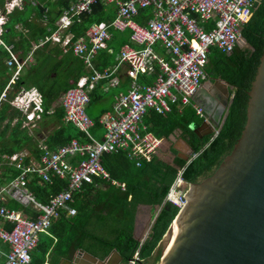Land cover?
Listing matches in <instances>:
<instances>
[{"label": "built area", "instance_id": "1", "mask_svg": "<svg viewBox=\"0 0 264 264\" xmlns=\"http://www.w3.org/2000/svg\"><path fill=\"white\" fill-rule=\"evenodd\" d=\"M262 0H75L58 17L56 29L38 44L33 51L48 42L62 41L64 53L71 52L82 61L83 68L91 73L81 76L61 98L64 121L84 133L85 140L72 139L68 144L48 150L39 146V162L26 165L22 158L28 152L14 154L9 162L19 174L9 185L0 187V220L9 223V229L0 226V241L9 249L3 264H31L32 252L37 248L40 236L47 233L52 219L60 216L73 217L74 197L84 191L87 184L96 179L109 180V173L102 165V156L124 153L140 166L157 155L162 139L147 131L144 118L152 111L161 116L171 112L172 106H190L197 116L205 120L202 109L192 103V97L208 78V58L212 49L230 54L239 46L241 32L251 19ZM98 3L117 7L115 17L109 22L92 24L85 36L72 42L68 29L79 17L90 14ZM34 5L35 2H32ZM152 8V16L144 26L134 17L140 9ZM78 18V19H77ZM75 20V21H74ZM129 31L130 43L119 47L117 63L111 69L96 70L92 59L106 47L112 31ZM65 35V36H64ZM0 44H4L0 41ZM7 63L21 71L24 62L10 48ZM31 54V55H32ZM31 55L27 59L31 60ZM125 68L129 87L125 93L114 96L111 110L98 119L103 129L101 139L91 134L94 121L86 114L90 92L99 82L116 85L113 76L117 69ZM156 70V71H155ZM155 74L149 84H141V75ZM104 83V87L107 88ZM26 95L29 96L25 100ZM5 96V94H2ZM41 97L35 90L23 91L14 97L13 106L22 111L25 120L22 127L33 129L41 120ZM221 124L213 129L211 140L217 136ZM196 154L187 163H190ZM183 168L178 170L164 202L179 210L186 194ZM40 178L43 184L52 185L55 179L64 182L61 189L39 201L27 188V183ZM180 183H182L180 185ZM124 191L123 183L112 181ZM15 202L22 209H7L3 204ZM28 209L30 215L24 211ZM136 252L128 264L138 261ZM43 264H51L44 262Z\"/></svg>", "mask_w": 264, "mask_h": 264}, {"label": "trees", "instance_id": "2", "mask_svg": "<svg viewBox=\"0 0 264 264\" xmlns=\"http://www.w3.org/2000/svg\"><path fill=\"white\" fill-rule=\"evenodd\" d=\"M33 1L36 2L34 6L31 5L30 0H23L20 6L7 13V20L3 26L2 39L6 44L13 45L16 53L23 52L20 55L21 59L30 51L33 42H38L56 29L55 23L58 17L75 0ZM4 4L5 0H0V10L5 13ZM113 7H115L113 4L98 3L90 14L81 15L79 21L74 20L75 22L68 29V34L73 36L72 42L85 36L92 24L111 21L115 17L112 16ZM151 16L150 7L140 9L133 19L144 26L147 18ZM16 26L20 30H17ZM16 37L17 41H15ZM241 37L248 48L236 46L230 54L213 49L208 58V76L211 75L213 80H223L233 88V98L217 136L211 140L212 135L199 138V134L194 133L192 127H197L200 119L190 106L183 107V112L180 114L174 110L165 117L152 111L148 112L143 121L150 125V131L156 137L167 138L179 130L180 135L194 150L196 157L190 163L175 158L170 165L154 155L149 162L142 161L137 167L124 153L103 155L101 162L109 173V180L96 179L95 183L87 184L84 191L75 196L74 205L77 209L75 216L57 218L58 220L51 225L46 242L39 241L37 248L32 252V263H43L42 254L46 253L47 256L48 252L52 251L55 253V261L53 259L48 261L56 264L60 256L69 259L77 249H82L98 259H104L114 249L122 257L121 264H128L138 252L139 260L134 264L146 263L178 213L177 207L164 202L176 179L178 169L183 168L181 177L187 184L201 181L199 180L201 177L211 175L223 158L230 153L245 124L248 97L246 92L250 89L264 49V0L242 29ZM35 52L34 57L37 62L32 67L23 69L11 86V91L6 94V100L0 101V122L9 109L7 100H10L21 88L30 87H35L43 96L45 111L52 110L54 118L61 122L63 110L59 105V98L71 87L69 81L75 68L78 69L77 75H84L82 62L71 50L64 53L60 46L49 43ZM7 57L8 53L0 47L1 75L6 72L3 60ZM97 64L96 62L95 66L99 67ZM99 68L97 69H103ZM9 79L10 77L0 83V94ZM142 80L145 78L141 77L140 81ZM98 118L93 119L96 129L100 128L97 123ZM15 126L18 127V124ZM19 129L20 127L12 130L6 139L0 140V153L11 155L22 147H28L30 137L27 135V130ZM72 138H78L82 142L85 140L84 134L74 126L60 123L47 140V144L49 148H54L66 144ZM31 153L38 157L37 150ZM16 173L11 167L0 165V186L8 185V181ZM35 181L41 179L37 178ZM112 181L123 183L124 191L112 184ZM61 185H64V182L55 179L52 185L46 184L43 187L33 186L31 183L29 189L39 201L44 202L42 193L55 194L61 189ZM139 205L159 207L150 232L142 243L133 237L134 218ZM24 211L29 212L28 209Z\"/></svg>", "mask_w": 264, "mask_h": 264}, {"label": "water", "instance_id": "3", "mask_svg": "<svg viewBox=\"0 0 264 264\" xmlns=\"http://www.w3.org/2000/svg\"><path fill=\"white\" fill-rule=\"evenodd\" d=\"M245 45L241 37L239 47ZM208 82L225 84L226 95L215 107L197 100L205 117L194 131L199 138L224 122L233 97L225 81ZM246 94V121L230 153L211 175L188 183L184 205L145 264H264V49ZM182 141L189 153L178 157L188 162L194 150ZM76 255L57 264L122 262L114 249L104 259L82 249Z\"/></svg>", "mask_w": 264, "mask_h": 264}, {"label": "crops", "instance_id": "4", "mask_svg": "<svg viewBox=\"0 0 264 264\" xmlns=\"http://www.w3.org/2000/svg\"><path fill=\"white\" fill-rule=\"evenodd\" d=\"M116 10H117V7L116 6L113 7V10H111L113 17H114V15H116ZM111 34H112V38H111L110 41H108V43L106 44V47L104 49L100 50L97 53V55L92 59V65H93V67L96 70H98L97 68H99V67L100 68H103L102 70H98V71H103L104 69H111V68H113V66H115L116 63H117V56H118V53H119V47H120V45H122V43H130V40H129L130 32L129 31H126L125 33L124 32L112 31ZM17 39L18 38L16 37L15 38V41H17ZM9 46L12 47V51L14 52V54L19 59H21L20 55L23 52L16 53L14 51V49H13V45H9ZM31 51H32V47H31L30 51H28L25 54V58H27L28 56H30L32 54ZM34 55H36V52H33V63L31 64L30 67H32L37 62L36 61V57H34ZM8 56H9V53H8ZM7 59H8V57L7 58H4V60H3L4 65L6 67V72H5L4 75H1L0 74V83L4 79H6L8 77H11V75H12V73L14 71V66H8L6 64L5 61ZM56 61H58L57 58H56ZM96 62L98 63L97 66H99V67H96L95 66ZM23 69H22V71H23ZM75 69L76 70H74L73 73H72V77H70L71 78V80L69 81V83L71 84V87L70 88L73 87L74 82L79 77L86 76V75H89L91 73L90 70H87V69L83 68L84 71H85L84 75L83 74L82 75H77L78 74V71H77L78 69L77 68H75ZM112 77H114L116 79V85L115 86H109L105 81L99 82L95 86V88L89 94V96H90V102H89V104H88V106L86 108V111L93 104H103L104 105L101 108V111H100V113H99L98 116L95 117V116H91L90 114H88V117L91 120H93L94 118H98V117L100 118L103 114H105L106 112H109L111 110V106H112V103H113L114 96H116L119 93H125L128 90V87H129V78L126 77V75H125V68L124 67L117 69V72H115ZM141 77H144L145 80L140 81V78ZM154 77H155V74H151V75H141L139 77V82L141 84H149V83H151L153 81ZM212 78L213 77L210 75V76H208V78L206 80H204L202 82L200 89H198L197 93L192 97V103L193 104H195V105L198 106L197 100L200 101V102H202V100H207L209 98L210 100L213 101L212 104H213V107H215L216 103L219 104L218 103L219 101H220V103H221V101H223V99L225 98V95H226L225 94V87L226 86H225V84H217V83H214L213 85L210 84L208 81L210 80L211 82H213V79ZM147 80L150 81V82H146ZM104 83L107 84V88L104 87ZM29 89H33V90L37 91V89L35 87H30ZM20 90H27V89L21 88ZM231 93H232V91H231ZM219 95H222L223 98L222 99L219 98ZM62 96L63 95H61V97L59 98V105H60L61 108H62V106H61V98H62ZM5 100L6 99H4V101ZM10 100L9 99L7 100V102L9 103V109L6 112V115L3 117L2 121L9 120L13 125H15L14 122L17 121L18 127H20V129H22V130H27L26 131L27 132V135L30 137V142H29L28 147H22L21 149H19L17 151H14L13 153L28 152L30 154V156H26V157L22 158V160H21V162L23 161V163L26 164V165L27 164L30 165L33 161L34 162H39V157L36 158L34 156V154H32L31 152L33 150H37L38 156H39L40 151L38 150L37 147H39L40 145L45 146L50 151L51 150H55L58 146H56L54 148H49V146L47 144V140L50 138L51 134L56 130V128L59 126V124H55V121H54L53 124H51L52 125V128H50V131L47 134L45 132H41V134H40V130H41L40 128H41V125L43 124V122H46V119H48V120L49 119L50 120L53 119L54 120V116H53L52 110L45 111V108H44V99H43V96L41 95V100H42L41 101V104H42V108H43V113H42L43 118H42V120L33 129L23 128L21 126L22 116H21V114L17 110H15V109H13L11 107ZM182 108L183 107L180 108L179 105L175 104V105L172 106L171 112H169L168 114L172 113V111H174V110H177V112L180 114V113L183 112V109ZM62 110H63V108H62ZM12 111H13L14 114L12 115V117H10L8 115V113H10ZM194 113H195V111H194ZM163 117H165V116H163ZM197 117H198V119H200V124H201V121H202L201 118L199 116H197ZM60 123H66L64 121V111H63V117H62ZM144 124L147 127V131L153 133L152 131H150V125L147 124V123H145V122H144ZM197 127H194V128L192 127V129L195 131ZM92 129H91L92 130L91 131L92 136L95 139H97V140L101 139L102 134H103V129L101 128V126H100L99 129H96L93 126ZM180 133L181 132L179 130H177L173 134L169 135L167 138H161L162 139V145H161V148H160L157 156H159V157L161 156V150L167 149V151H169V153H171L172 156L170 157V156L164 154L163 155L164 157H160V158L164 162H166V163H168L170 165L173 164V161H174L175 158H179L178 156H184V155L187 156V154L189 153V149L186 146V144L182 141V140H184V138L180 135ZM197 133L199 135H201V131H197ZM72 139H76V138H72ZM72 139H70L66 144H68ZM185 142L187 143V140ZM172 150H174L173 153L171 152ZM8 156H9V154H7V153H0V165L6 166L8 168L11 167L12 169H14L18 173V171L14 168V166L9 163ZM192 157L193 156H190V159H192ZM17 173L15 174V176L17 175ZM15 176H12V178L8 182H10ZM35 180H37V179H35ZM39 182L42 184L40 187H43L45 185L41 181H39ZM31 183L32 182L30 181L28 185H30ZM45 193L46 192L42 193V197L44 199L45 198L47 199L49 195L53 194L51 192H48V194H45ZM46 199H45V201H46ZM5 203H6V205L5 204H3V205L7 209L16 210V211L21 210V208L15 202H13V201H10L9 200L8 202H5ZM156 208L159 209L158 206L151 207V206H148V205H139L137 207V211H136L135 218H134L133 237L138 242H140V243H142L147 238V236H148V234L150 232V228H151V225H152V223L154 221V217H155V215L152 213V210L154 211V210H156ZM147 209L150 211V213H149V216H148V222H145V216H146V213L148 212ZM28 215H30V212H28ZM0 226L3 227L4 229H9V227L11 225L9 223H7V222H4L3 220H0ZM48 233H49V231L47 233H45V235L44 234H41V236H40V241L41 242H44V241L46 242V240H45L46 239V234H48ZM8 249H9L8 245L7 244H4V243H2L0 241V264H3L4 263L5 256H6L7 252H8ZM78 250H80V249H77L73 253V255L70 257V259H72L73 257L77 256L76 254H77ZM48 253L49 254L47 256H46V253L45 254H42L43 255V258H44V260H42V261L46 262V261L51 260V259H53L55 261V257H54L55 256V253H52V251H50ZM62 258H66V257L65 256H60V258L58 259V261L60 259H62ZM43 263H41V264H43ZM32 264H34V263H32Z\"/></svg>", "mask_w": 264, "mask_h": 264}, {"label": "clouds", "instance_id": "5", "mask_svg": "<svg viewBox=\"0 0 264 264\" xmlns=\"http://www.w3.org/2000/svg\"><path fill=\"white\" fill-rule=\"evenodd\" d=\"M22 2H23V0H5V3L7 4L6 6L8 7H5V13L2 11V10H0V41L4 44V46H6V47H8V48H10V51L14 54V52L12 51V47H10L8 44H6L5 43V41L2 39V33H3V31H4V25H5V22H6V20H7V13H9L10 11H12L16 6H20L21 4H22ZM32 2H35V1H33V0H30V3H31V5H33L32 4ZM35 4H36V2H35ZM34 4V5H35ZM9 5H11V6H9ZM33 5V6H34ZM101 22H105V21H101ZM99 23V22H98ZM95 24V23H94ZM55 31V30H54ZM48 36V35H47ZM46 35L43 37V38H41L40 40H44L45 39V37H47ZM65 36V35H64ZM39 40V41H40ZM39 41L38 42H35V43H32V48H33V45H36V44H38L39 43ZM62 41L63 40H60L59 42H48L49 44H51V45H58V46H63L62 45ZM3 45H1L0 44V47H3L4 48V50L6 51V52H8L7 50H6V48L4 47ZM44 46L45 45H43V46H41V47H39V48H37V49H35L33 52H35L36 50H38V49H42V48H44ZM62 48V47H61ZM9 53V52H8ZM15 55V54H14ZM74 55V54H73ZM16 56V55H15ZM75 56V55H74ZM17 57V56H16ZM76 57V56H75ZM18 58V57H17ZM31 58H32V60H33V54L31 55ZM78 58V57H77ZM79 59V58H78ZM9 60H11V58H10V53H9V56H8V59L5 61L6 62V64L8 65V61ZM22 62L23 61H25V60H27V58H23V59H20ZM80 60V59H79ZM82 62V61H81ZM9 66V65H8ZM21 71H22V69H21ZM21 71H18L17 72V68H16V66H14V71H13V73H12V75H11V77H10V79H9V81H8V83H7V85H6V87L2 90V92H1V94H0V101L1 100H4V99H6V94L9 92V91H11V86L14 84V82L18 79V76L20 75V73H21ZM77 81V80H76ZM75 81V82H76ZM30 90H33V89H27V90H20L19 92H17L16 94H14V96L11 98V100H10V105H11V107L13 108V109H15V110H17L20 114H21V116H22V119H21V126H22V123H23V120H25V117H24V115H23V113H22V111H20L18 108H16L15 106H13V104H12V102L14 101V97L15 96H17L18 94H20L21 92H23V91H30ZM37 92V91H36ZM38 94H39V92H37ZM2 94H5V96H2ZM232 94V96H233V93H231ZM40 95V94H39ZM40 97H41V95H40ZM29 98V96L28 95H26V97H25V100L26 99H28ZM233 98V97H232ZM87 108V107H86ZM227 114V113H226ZM42 118H43V115H42V117H41V120H42ZM41 120H39L38 121V123L41 121ZM37 123V124H38ZM14 124L16 125L17 124V121L16 122H14ZM78 130V129H77ZM79 131V130H78ZM80 132V131H79ZM82 133V132H81ZM84 134V133H83ZM212 135V134H211ZM76 139H78V138H76ZM80 142H82L80 139H78ZM59 147V146H58ZM38 148V150H39V147H37ZM19 153H23V152H18V153H13V154H11V155H9L8 156V160H9V158L12 156V155H14V154H19ZM194 154H192L191 156H193ZM10 164H11V162H9ZM17 170V169H16ZM18 171V173H17V175L19 174V170H17ZM16 175V176H17ZM15 176V177H16ZM14 177V178H15ZM14 178L10 181V182H12L13 180H14ZM35 179H37V177L36 178H34L33 180H35ZM30 181H32V180H30ZM30 181H28V183H27V188L29 189V182ZM10 182H9V184H10ZM8 184V185H9ZM185 184L186 185H188L186 182H185ZM1 187H3V186H1ZM30 190V189H29ZM31 191V190H30ZM169 192V191H168ZM168 195V194H167ZM167 195H166V197H167ZM165 197V198H166ZM74 199H75V197H74ZM165 200V199H164ZM20 207V206H19ZM73 207L75 208V206H74V203H73ZM21 208V207H20ZM22 209V208H21ZM76 209V208H75ZM16 211V210H15ZM76 211H77V209H76ZM75 216V215H74ZM60 217H62V216H60ZM59 217V218H60ZM63 217L64 218H71V217H66V216H64L63 215ZM58 218V217H57ZM52 225V224H51ZM51 228V227H50ZM50 230V229H49ZM138 253V252H137ZM32 255V254H31ZM66 259V258H65ZM68 259V258H67ZM133 259V258H132ZM139 260V259H138ZM130 261V260H129ZM128 261V262H129ZM46 262H49V261H46ZM137 262V261H136ZM58 263V262H57ZM31 264H32V262H31Z\"/></svg>", "mask_w": 264, "mask_h": 264}, {"label": "rangeland", "instance_id": "6", "mask_svg": "<svg viewBox=\"0 0 264 264\" xmlns=\"http://www.w3.org/2000/svg\"><path fill=\"white\" fill-rule=\"evenodd\" d=\"M7 4L5 3L4 4V7H7L6 6ZM9 6H11V5H9ZM8 8V7H7ZM17 30H20L19 29V27H15ZM243 48H248V46L247 45H245ZM213 50V49H212ZM24 62V64H23V66H22V69L23 68H29L30 66H31V64L33 63V60H32V58H31V60L30 59H27V60H25V61H23ZM2 101H4V100H2ZM104 105L103 104H93V105H91L90 107H89V109L86 111V114L88 115V114H90L91 116H98L99 115V113H100V111H101V108L103 107ZM8 115L10 116V117H12V115H13V113H8ZM1 116H3V114H1ZM2 118V117H1ZM52 123H51V122ZM55 121V124H60V121L59 120H57L56 118H54V120L52 119V120H48V119H46V122H43V124L41 125V130H40V134H41V132H45L46 134L50 131V128H52V125L51 124H53V122ZM18 129V127L17 126H15V125H13L9 120H4V121H2V122H0V140L1 139H3V138H7L8 137V134H10L11 133V131L12 130H17ZM20 130V129H19ZM30 133V132H29ZM168 155V156H172V154L171 153H169V151H167V149H164V150H161V156L160 157H164L163 155ZM171 154V155H170ZM185 156V155H184ZM186 157V156H185ZM204 178H206V177H201L199 180H203ZM32 182V184H33V186H41L42 184L39 182V181H35V180H32L31 181ZM197 182H199V181H197ZM183 187L184 188H186L187 190L186 191H189V189H188V185H183ZM186 194H187V192H186ZM185 194V195H186ZM185 195H184V197H185ZM75 206V205H74ZM148 210V209H147ZM158 208H156V210H152V213L156 216L157 215V213L156 212H158ZM148 213V214H147ZM146 213V216H145V222H148V216H149V213H150V211L148 210V212ZM58 219L57 218H53L52 219V224L53 223H55L56 221H57ZM44 235H45V233H43ZM46 236H48V234L46 235ZM46 240V239H45ZM3 245V244H2Z\"/></svg>", "mask_w": 264, "mask_h": 264}, {"label": "flooded vegetation", "instance_id": "7", "mask_svg": "<svg viewBox=\"0 0 264 264\" xmlns=\"http://www.w3.org/2000/svg\"><path fill=\"white\" fill-rule=\"evenodd\" d=\"M219 98H223V96L222 95H219ZM202 101H205L206 103H208V101L207 100H202ZM219 104H220V101L218 102ZM70 259V258H69Z\"/></svg>", "mask_w": 264, "mask_h": 264}, {"label": "bare ground", "instance_id": "8", "mask_svg": "<svg viewBox=\"0 0 264 264\" xmlns=\"http://www.w3.org/2000/svg\"><path fill=\"white\" fill-rule=\"evenodd\" d=\"M181 184H182V183H180V185H181ZM189 190H190V189H189ZM190 191H191V190H190ZM188 192H189V191H188ZM183 205H184V204H183ZM183 205H182V206H183ZM182 206H181V207H182ZM167 251H168V248H166V250L164 251V254H165V252H167Z\"/></svg>", "mask_w": 264, "mask_h": 264}]
</instances>
